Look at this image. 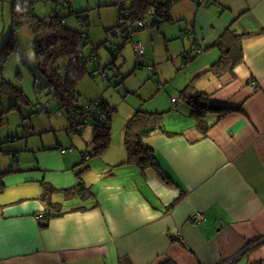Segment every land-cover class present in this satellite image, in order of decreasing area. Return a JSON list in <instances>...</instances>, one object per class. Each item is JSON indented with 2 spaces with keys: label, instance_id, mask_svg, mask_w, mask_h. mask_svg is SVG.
<instances>
[{
  "label": "crops",
  "instance_id": "0c3cea01",
  "mask_svg": "<svg viewBox=\"0 0 264 264\" xmlns=\"http://www.w3.org/2000/svg\"><path fill=\"white\" fill-rule=\"evenodd\" d=\"M168 13L170 21L140 35L144 57L120 83H129L125 88L134 94L148 82L173 83L174 89L164 88L163 104L146 111V101L136 105V111L162 113L163 130L144 140L158 166L145 171L126 163L130 118L114 139L111 129L102 156L80 163L64 151L50 157L15 147L17 135L0 140L7 146L0 156V264H218L240 253L239 264L249 250L261 246L264 252V0H205L200 6L180 0ZM227 31L260 35L243 39L241 62L215 76L209 70L229 46ZM185 34L191 49L175 59L181 71L174 73L168 42ZM188 85L214 104L240 110L207 113L202 135L178 99ZM10 155L5 166L3 156ZM83 163L94 173L91 181L72 176ZM80 183L91 195L67 198L63 191ZM43 184L55 189L49 200L55 209L41 200ZM195 214L203 220L191 222Z\"/></svg>",
  "mask_w": 264,
  "mask_h": 264
},
{
  "label": "rangeland",
  "instance_id": "374dc122",
  "mask_svg": "<svg viewBox=\"0 0 264 264\" xmlns=\"http://www.w3.org/2000/svg\"><path fill=\"white\" fill-rule=\"evenodd\" d=\"M12 1L0 0V82H7L19 88V90L21 89L26 98V103L19 102L16 109L10 110L9 107L13 104V101L7 95H3V105H0V140L9 135L14 137L17 135L19 139L13 144L15 147L26 146L27 149L34 151L39 156L47 154L46 156L50 157L60 154V151L63 150L67 155H76L79 160L78 163L82 160L84 162V157L89 155L87 154L86 145L89 144L92 138L91 127H71L72 124L68 115H66V109L59 110L58 101L54 100L48 89L44 88L46 81L36 67L37 63L32 55L34 48L32 31L27 27H20L12 32L9 7ZM32 1H34V13L39 18H47L55 10L59 17H63L67 25L74 30L79 29V23L74 17V13L83 11L88 17L89 43L83 47L82 52L89 60L87 64L88 74L81 80L77 90L80 94V103L102 98L111 108L116 109L110 123L113 139L119 134L118 130H121L124 121L131 118L134 111H136L137 101L140 103L146 101L143 109L146 111L147 108L164 103L165 87L174 89L171 82L157 86L152 81L145 83L137 94H134L133 92L128 93L129 91L125 88L129 83H126L125 86L120 84L141 63L142 59H137L133 51V44L140 39L141 34L156 28L151 26L156 20L154 17L147 16L145 23L148 27L141 32L133 33L132 37H134L130 38L131 40L124 46L120 57L113 61L108 51L112 49L113 45L122 44L123 42L119 37L115 38L111 32H107V30L118 24L119 6L118 4L113 6L115 0H70V9H62L54 5L55 3L51 0L47 2L44 0ZM174 4H180V1ZM159 22L162 23L163 21L159 20ZM133 29H138L137 24L132 26L131 30ZM180 37L184 40L179 38L168 42L170 52H172V57L168 62L172 65L174 73L181 71L179 69L181 63L179 61L176 63L175 59H178L180 53L184 50L183 48H189L192 42V38L190 41L188 40L187 34ZM93 51L95 52V60L91 59ZM111 62H114L115 65H111ZM164 66L162 65V67ZM98 68L100 70H97ZM101 72H104L108 78L102 77ZM118 74H120L119 78L116 79L115 77ZM173 82L176 83L177 81ZM37 105L42 108L46 107L48 113L39 114L35 112ZM58 112L61 114L58 115ZM23 123L28 126L30 131L23 129ZM4 148H7L6 144H1L0 156L5 154L3 152ZM3 157L4 165H9L7 158L12 160V156ZM86 170V165H78L71 170L72 176L79 179L82 176L85 178L89 175L86 179L91 181L94 173H87ZM79 173L78 178L76 175ZM258 248H261V246ZM257 249L249 250L243 254L244 261L239 264H254L252 261L254 260V253L258 254L260 252ZM259 256L261 257L260 264H264V252L261 251ZM247 259H250V261L245 263Z\"/></svg>",
  "mask_w": 264,
  "mask_h": 264
},
{
  "label": "trees",
  "instance_id": "16d2710c",
  "mask_svg": "<svg viewBox=\"0 0 264 264\" xmlns=\"http://www.w3.org/2000/svg\"><path fill=\"white\" fill-rule=\"evenodd\" d=\"M49 1V0H47ZM56 6L62 9H70V0H51ZM180 0H115L113 6L117 2H123L127 16H124L122 9L118 8V22L128 20L131 27L127 28L119 37L123 40L122 44H118L115 48L108 51L114 61L120 55L121 49L131 40L132 34L143 30V28L133 29L139 21H145L147 16L151 14L156 20L152 24L160 21H170L169 10L174 3ZM197 6H200L203 0H192ZM11 27L12 32L20 27H27L33 33L34 48L33 57L37 63V68L45 79L44 88L48 89L54 100L58 102V109H66L71 123L76 122L79 114L85 113L84 105H91L95 101L81 102L79 99L78 86L81 80L88 74V59L83 55V47L89 43L88 36V17L85 12L74 13V17L84 24V29H71L63 17H59L58 13L53 10L47 18H39L34 13V1L32 0H13L11 3ZM159 19V20H158ZM118 24L108 30L115 38L114 30ZM138 26V25H137ZM152 26V25H151ZM230 38L229 46L221 52L220 59L210 67L213 75L219 76L221 72L230 70L234 65L241 62L242 58V41L243 39L256 37L258 34L235 35L232 31H227ZM217 45H219L217 43ZM95 52H92L94 55ZM91 55V56H92ZM114 62L110 64L113 65ZM109 64V65H110ZM91 75V74H90ZM92 76V75H91ZM3 95H7L13 101L9 109L14 110L18 107L19 102L26 103V98L21 89L14 87L10 83L0 82V105H3ZM178 99L185 102L189 106L190 115L195 120L196 126L202 135H205L207 125L204 122L207 113L224 114L240 109L228 108L224 105L214 104L209 100L206 94L199 92L194 85H188L179 92ZM98 109L105 115L106 121L93 122L89 121L88 125L92 129V154L89 156H102L111 144V118L115 108H110L102 99L98 100ZM4 112V111H3ZM3 112H1L3 114ZM38 113V112H37ZM162 113L144 112L142 110L135 111L134 115L125 124L124 129V146L127 153L126 163L134 164L141 170L157 167L155 162L153 148L146 145L144 140L149 135L163 130ZM77 125H79L77 123ZM85 160V159H84ZM79 174L76 176L79 178ZM4 173L0 174V190L3 187L2 179ZM82 177L79 178L81 180ZM43 192L41 194L42 202L47 207L55 209L56 204L50 203L54 190L48 189L43 184ZM67 198L79 196L88 198L91 192L84 188L80 183L76 187L63 191ZM165 264H174L167 261Z\"/></svg>",
  "mask_w": 264,
  "mask_h": 264
},
{
  "label": "built area",
  "instance_id": "2783aa9c",
  "mask_svg": "<svg viewBox=\"0 0 264 264\" xmlns=\"http://www.w3.org/2000/svg\"><path fill=\"white\" fill-rule=\"evenodd\" d=\"M61 2H63L64 3V1L63 0H60ZM205 0H203V2H204ZM123 2H117V4H118V6H119V8H121L122 9V12H123V14H124V16H127V13H126V10L124 9L125 7H124V4H122ZM152 14V13H151ZM151 14H149V16H151ZM118 25L119 26H117V28L114 30V34L117 36V37H120L121 35H122V33L124 32V31H126L127 30V28H130L131 27V23H130V21H128V20H121V21H119L118 22ZM137 27H139V28H143V29H145V28H147L148 26H146L147 24L145 23V21H139L138 23H137ZM152 25H154V24H152ZM84 27V24L82 23V22H79V28L80 29H84L83 28ZM133 48H134V52H135V54H136V57L138 58V59H140V58H143L144 57V53H143V46H142V44L141 43H139V42H136V43H134L133 44ZM196 54H198L200 51H201V49H194L193 50ZM184 58L186 57V55H184L183 56ZM104 75V74H103ZM98 103H99V101L98 100H96L95 101V103H93V104H91V105H88V104H86V105H84V107H85V109H86V111H85V113H82V115L81 114H79L78 116H77V119H76V122H73V123H71L72 124V126L71 127H86V125H88V122L89 121H93V122H95V121H97V122H102V123H104L105 121H106V117H105V115H103L101 112H100V110L98 109ZM172 104L174 105V106H176L177 105V99H172ZM36 109L37 110H39V111H41L42 113H47V110H46V108L44 107V108H42V107H40V106H36ZM61 113H59L58 112V115H60ZM77 123L79 124V125H77ZM61 152H63V150L61 151ZM90 156L88 155V156H85L84 157V159L86 160V159H88ZM191 222H193V223H198V222H200L201 220H203V215H201V214H195L194 216H192L191 217ZM261 240H264V237H262L261 238ZM240 253H237V254H235V255H233V256H230L229 258H227V259H225V260H223V261H221L220 263H218V264H234L235 263V261L240 257V255H239Z\"/></svg>",
  "mask_w": 264,
  "mask_h": 264
},
{
  "label": "clouds",
  "instance_id": "9594fccd",
  "mask_svg": "<svg viewBox=\"0 0 264 264\" xmlns=\"http://www.w3.org/2000/svg\"><path fill=\"white\" fill-rule=\"evenodd\" d=\"M152 26H154V25H152Z\"/></svg>",
  "mask_w": 264,
  "mask_h": 264
},
{
  "label": "water",
  "instance_id": "95a60500",
  "mask_svg": "<svg viewBox=\"0 0 264 264\" xmlns=\"http://www.w3.org/2000/svg\"><path fill=\"white\" fill-rule=\"evenodd\" d=\"M114 65V64H113Z\"/></svg>",
  "mask_w": 264,
  "mask_h": 264
}]
</instances>
